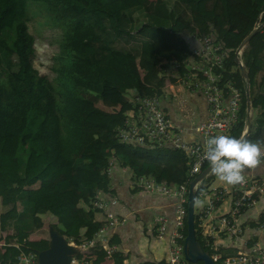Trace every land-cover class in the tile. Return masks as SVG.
Returning a JSON list of instances; mask_svg holds the SVG:
<instances>
[{"label":"trees","instance_id":"1","mask_svg":"<svg viewBox=\"0 0 264 264\" xmlns=\"http://www.w3.org/2000/svg\"><path fill=\"white\" fill-rule=\"evenodd\" d=\"M40 9L53 21L71 24L55 38L58 49L52 55L51 78L32 64L34 39L26 20ZM234 14L238 18L231 27ZM258 23L261 25L241 51L244 76L238 67L231 69L235 66L233 49ZM208 32L228 51L222 79H233L241 90L238 118L227 135L237 138L245 126L247 85L251 114L245 139L264 142V0H0V203L4 206L0 230L5 231L0 264L17 262L20 247L39 250L47 246V239L29 237L37 215L46 209L43 201L29 198L27 191L33 184L41 187L42 195L52 186L71 188L74 217L70 225H51L77 244L102 223L94 218L99 209L92 206V199L97 191L107 192L110 186L105 172L110 154L133 175L149 174L170 184L185 179L182 151L119 142L114 127L132 105L129 92L158 93L165 79L159 69L186 55L187 43L181 33L201 36ZM132 40L139 43L137 60L128 46ZM88 94L96 99L111 98L117 104L104 125L95 121L104 117ZM125 189L126 183L118 186V201L129 209L137 208L134 213L165 214L171 220V199L129 198ZM258 219L264 221V210ZM186 228L184 220L183 235ZM197 231L194 224L200 247L211 253ZM116 236L117 232L108 238L107 245L118 242ZM218 250L227 254L235 248L220 246ZM72 256L101 264L107 253L94 245L88 254L75 251ZM108 257L113 264H123L125 254L112 250ZM154 263L167 264L166 257L144 262Z\"/></svg>","mask_w":264,"mask_h":264},{"label":"built area","instance_id":"2","mask_svg":"<svg viewBox=\"0 0 264 264\" xmlns=\"http://www.w3.org/2000/svg\"><path fill=\"white\" fill-rule=\"evenodd\" d=\"M192 39L195 43L187 45V53L179 62L172 60L159 69L158 74L165 77L159 92L133 94L130 97L132 105L126 110L123 121L114 127L119 142L146 148L167 146L182 151L186 159L185 179L170 184L165 178L156 179L149 174L133 175L128 168L129 173L124 179L128 184V195L139 193L171 199L173 225L167 234V264H188L183 242L179 239L184 238L181 227L186 218L189 191L192 194L193 226L195 224L204 244L213 250L208 255L214 264H264V243L259 238L260 232L264 231V221L258 219L264 208L247 220L240 219L244 210L264 193V177L250 169L245 171V183L236 186L223 184L214 176L204 156L207 139L227 135L236 123L241 90L233 84V79H222L221 71L228 51L221 40L212 32L192 35ZM243 46L237 45L233 49L235 66L231 67L232 70L242 65ZM177 85L201 96L205 104L203 114H196L180 100L179 117L174 118L170 114L166 99L177 96ZM117 166L127 168L120 166L110 154L105 167L108 177ZM203 169L205 172L198 177ZM98 192L92 199V206L99 210L116 202L114 185L109 186L106 193L101 191L102 195ZM197 200L204 202L202 207L197 205ZM107 207L101 225L89 238L77 244L67 240L82 256L88 254L92 246L100 245L106 250L108 258L110 245H107L105 232L120 223L121 219ZM166 220L165 216H160L155 222L159 236L164 233ZM220 246L234 247L235 250L223 254L218 250ZM36 252L25 247L20 249L17 263L38 264ZM73 259L72 256L71 261ZM79 260L81 264L87 263L84 258ZM103 264L110 263L105 261Z\"/></svg>","mask_w":264,"mask_h":264},{"label":"crops","instance_id":"3","mask_svg":"<svg viewBox=\"0 0 264 264\" xmlns=\"http://www.w3.org/2000/svg\"><path fill=\"white\" fill-rule=\"evenodd\" d=\"M237 14H234L230 17V26L233 27L234 24L237 21ZM181 35L185 38L186 43L188 46H191L195 43V40L192 39V35H189L187 33H181ZM128 46L132 52L133 57L135 60L139 57V43L138 41L132 40L128 43ZM177 96L172 97L169 96L166 99L167 106L169 105V112L174 118H178V101H183L186 106L194 109V112L196 114H203L205 112V104L198 94H195L193 92H190L189 90L184 89L180 86H175ZM135 94L134 91H130L128 96H132ZM111 98H104V100H110ZM97 102L93 105L96 107L97 111H101V108L107 109V111L111 108L113 110L115 107L110 104L107 108V101H102L97 97ZM102 104L101 105H97ZM109 112V111H108ZM108 114V113H107ZM88 117H92L91 114L88 113ZM107 115L104 116V118H95L98 123L104 125L107 120ZM115 171L109 175L110 179V186L114 185L116 190V202L114 204L109 205L107 208L108 210H111L114 208V210L118 211L120 215H118L115 211L114 214L117 215L119 219H121V222L113 226L109 231L107 230L105 232L106 239L107 237L110 238L111 236L115 235V232H117L116 238L118 239V242L113 243L110 245V252L112 250H119L122 252V254H125V257L123 259V264H144V262L148 260H159L161 257H166L167 254V234L169 233L167 231V228L169 226H172V218L171 220L167 215H162L167 218L165 222V230L164 233L159 236L157 230L155 229V222L158 217L155 216V214H144V215H138L137 213H134L137 208L129 209L128 206L121 201H118V186L124 185L126 183V194L127 197L132 198L134 196H147L148 198H155L157 196H149L145 194H135L132 196L128 195V184L124 180L126 179V175L129 173L128 168H120L119 166L115 167ZM121 170V174H120ZM264 171V163H262L260 166H258L256 169H252V172L259 174L263 173ZM119 183V184H116ZM106 193V192H103ZM101 191L98 192V195L103 194ZM27 194L29 198L33 199L36 203L43 201L46 205V209L42 211L40 214L37 215V219L34 223L33 230L30 232L29 237L30 238H45L48 240V227L52 225L59 228H67L71 220L74 217V206L71 201V188L66 189H60L56 186L50 187L45 195L41 194V187L37 184H33L28 188ZM1 205V203H0ZM141 205V204H140ZM155 205V204H154ZM153 204H148L146 206H154ZM143 206V205H142ZM106 207L104 209L98 210L94 212V218L96 220L102 221L104 218V213L106 212ZM4 208L3 205H1L0 211ZM111 208V209H109ZM264 208V193H262L254 202L253 205L247 207L242 215L240 216V219L247 220L256 214H258L262 209ZM137 214V215H136ZM49 219V220H48ZM52 224V225H51ZM172 228V227H171ZM154 230V231H153ZM152 232L154 235H152ZM4 234L5 231L0 230V249L3 246L4 243ZM259 238L262 243H264V231L260 232ZM166 241H165V240ZM108 240V239H107ZM225 241V239H224ZM24 247H20L22 249ZM80 261L79 259H77ZM73 259L68 264H81L80 262ZM105 261H107L110 264H113L112 260L108 257L105 259L101 264H103ZM89 261H87L86 264H88ZM13 264H18L17 262ZM157 264V263H154Z\"/></svg>","mask_w":264,"mask_h":264},{"label":"clouds","instance_id":"4","mask_svg":"<svg viewBox=\"0 0 264 264\" xmlns=\"http://www.w3.org/2000/svg\"><path fill=\"white\" fill-rule=\"evenodd\" d=\"M204 156L218 181L236 186L245 183L246 170L264 163V142L229 135L213 136L205 142ZM196 203L202 207L204 202L197 200Z\"/></svg>","mask_w":264,"mask_h":264},{"label":"water","instance_id":"5","mask_svg":"<svg viewBox=\"0 0 264 264\" xmlns=\"http://www.w3.org/2000/svg\"><path fill=\"white\" fill-rule=\"evenodd\" d=\"M261 25V23L256 24L247 34H245L238 46H243L247 39L253 34V32ZM239 72L245 76V69L243 65H239ZM244 97L246 102V119L245 126L242 129L240 135L237 138H244L247 135L248 129L250 127V102H249V92L248 86H245L244 89ZM205 172V169L201 170L198 173V177L201 176ZM186 234L183 238L184 245V256L189 261H197L200 260L202 264H214V262L209 257L208 253L201 249L199 242L196 240V236L194 233V226L192 220V194L188 192V200H187V208H186ZM48 243L47 246L43 249H39L36 252V259L38 264H68L72 258V254L75 252V247L68 243L66 238L59 234L56 229L49 226L48 227ZM190 236L191 240H193L198 248L197 253H191L187 244V237Z\"/></svg>","mask_w":264,"mask_h":264},{"label":"rangeland","instance_id":"6","mask_svg":"<svg viewBox=\"0 0 264 264\" xmlns=\"http://www.w3.org/2000/svg\"><path fill=\"white\" fill-rule=\"evenodd\" d=\"M41 10V9H40ZM37 10L34 13L28 14L26 20L28 31L33 35V46H34V55L32 58V64L40 73L46 74L49 78L52 77L54 71L51 70V64L53 63L52 55L57 51L58 46L55 41L58 33L70 27L71 24L68 20H58L53 21L47 15V12L43 10ZM87 97L89 100H94L93 105L97 102L93 94H88ZM59 96L57 95V100ZM102 101H107V108L112 104L115 108L117 104L112 100H104V98H99ZM59 101V100H58ZM97 105L103 106L101 103ZM105 107V106H103ZM111 111V108L108 110ZM107 109L101 108V116H106L109 113ZM251 114V111H250ZM121 174V170H120ZM258 176L264 177L263 173H259ZM1 209V205H0ZM49 220V219H48ZM202 249V248H201ZM189 264H195V261H189Z\"/></svg>","mask_w":264,"mask_h":264},{"label":"bare ground","instance_id":"7","mask_svg":"<svg viewBox=\"0 0 264 264\" xmlns=\"http://www.w3.org/2000/svg\"><path fill=\"white\" fill-rule=\"evenodd\" d=\"M187 238H188L187 244H188L190 252L192 254L199 252L196 243L193 240H191L190 236H188Z\"/></svg>","mask_w":264,"mask_h":264}]
</instances>
